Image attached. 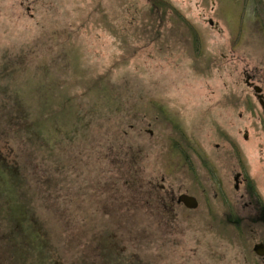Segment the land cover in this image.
Instances as JSON below:
<instances>
[{
    "label": "rangeland",
    "instance_id": "rangeland-1",
    "mask_svg": "<svg viewBox=\"0 0 264 264\" xmlns=\"http://www.w3.org/2000/svg\"><path fill=\"white\" fill-rule=\"evenodd\" d=\"M253 1L0 0V162L41 236L15 239L18 264H244L218 203L170 201L191 174L159 109L202 136L219 107H245L241 68L264 56ZM18 96L32 118L47 107L45 139L11 127ZM19 221L0 217V264Z\"/></svg>",
    "mask_w": 264,
    "mask_h": 264
},
{
    "label": "flooded vegetation",
    "instance_id": "flooded-vegetation-1",
    "mask_svg": "<svg viewBox=\"0 0 264 264\" xmlns=\"http://www.w3.org/2000/svg\"><path fill=\"white\" fill-rule=\"evenodd\" d=\"M252 3L264 14V0ZM255 15L263 38L256 42L264 46V18L259 21V13ZM240 82L250 91L245 107H231L234 119L229 120H224L227 112L219 107L202 136L191 128L182 135L179 123L160 107L162 118L174 129L171 138L177 168L191 174L188 187H180L178 194L172 192L170 201L185 207L177 199L186 194L196 199L197 206L200 196L209 204L218 203L220 221L234 230L242 262L264 264V56H256L251 65L241 68ZM158 202L172 208L163 199Z\"/></svg>",
    "mask_w": 264,
    "mask_h": 264
},
{
    "label": "trees",
    "instance_id": "trees-1",
    "mask_svg": "<svg viewBox=\"0 0 264 264\" xmlns=\"http://www.w3.org/2000/svg\"><path fill=\"white\" fill-rule=\"evenodd\" d=\"M20 98L21 97L18 96V102H17L18 107L12 108V112H11L12 117L11 119L9 118L11 120L10 124H12L11 127L16 131L22 132L23 136L27 137L28 139H32V137L41 140L43 138L45 139V137H47L48 134V126H49L48 123L50 121V116H48L47 107H40L42 108L41 112L39 111L40 115L39 114L35 115L34 116L35 119H34L32 118L33 115L29 110V107H24L23 106L24 100H21ZM16 170L14 168L8 167L7 164L0 162V196H2L5 200L4 210H2L1 208V210L4 211V213L1 212L0 217H1V221L7 220L10 222V224L16 220L19 221L24 215H26L28 219H31L29 218V216L31 215H28V213L23 212L21 203L19 200L15 198V194L13 192L14 187L22 181L21 179L22 177L17 173ZM9 193H10V197L7 195ZM160 207L164 211L165 210L169 211L171 209L166 204H161ZM22 225L19 221V223L17 222L15 226H13L12 228H9L8 230L5 229V231L3 232L4 237H2L3 240L5 241L4 248L6 251L10 252L13 255L12 259H14L15 264H18V262L22 260V256H24V254L26 253L24 252L20 255L16 253V251H18L19 248L23 249V246L18 248L19 245H16L14 243L15 239L20 238L24 240V237L26 238V236L30 234H33L32 236L34 237V241H36L37 238H41L39 232L35 231L34 230L35 228L30 223H28V225L32 226L34 229L32 227L27 228ZM0 233H1V229H0ZM11 241H13L14 245L10 244ZM30 243L33 242L30 241ZM9 244L12 246L11 249ZM35 249L37 250L36 252H41V247L38 246L37 244L35 245Z\"/></svg>",
    "mask_w": 264,
    "mask_h": 264
},
{
    "label": "water",
    "instance_id": "water-1",
    "mask_svg": "<svg viewBox=\"0 0 264 264\" xmlns=\"http://www.w3.org/2000/svg\"><path fill=\"white\" fill-rule=\"evenodd\" d=\"M178 202H182L186 208H196L197 207V201L194 197L186 195V194H181L178 196Z\"/></svg>",
    "mask_w": 264,
    "mask_h": 264
}]
</instances>
